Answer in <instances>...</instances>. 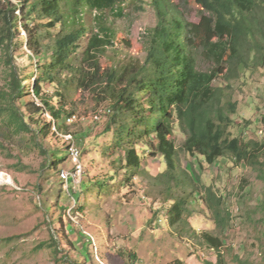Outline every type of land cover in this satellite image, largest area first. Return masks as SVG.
I'll return each instance as SVG.
<instances>
[{
  "label": "trees",
  "instance_id": "obj_1",
  "mask_svg": "<svg viewBox=\"0 0 264 264\" xmlns=\"http://www.w3.org/2000/svg\"><path fill=\"white\" fill-rule=\"evenodd\" d=\"M18 1L0 0V52H4L8 66L12 65L14 41L20 28L25 29L27 46L39 59L42 75L26 90L14 69L9 88L0 87V134L29 136L27 141L44 153L41 135H49L51 123L39 126L36 117L48 113L61 134H70L66 125V119L74 114L69 111L70 99L77 92H87L95 100L107 96L112 102V109H105L112 112L107 131L114 132L113 147L119 150L122 163L119 169L126 170L132 180L141 165L137 147L142 142L162 156L167 170L157 178L170 184L166 192L173 202L171 224L177 227L185 220L199 194L219 234L195 235L207 248L217 251L218 262L225 264L220 233L229 228L232 215L213 186L204 185L200 175L180 167L179 150L201 156L210 166L231 156L235 163L254 169L264 184V135L262 141L233 135L232 117L238 105L230 85L243 73L264 67V0H192L200 12L199 22L190 19V0ZM147 7L155 11L157 24L144 35L145 60L128 55L116 60L112 54L121 56L117 21L128 11L141 13ZM200 58L208 61V69L200 68ZM224 80L226 87L220 84ZM45 85L58 89L47 95L42 89ZM27 95L41 103L23 102ZM260 122L264 134V106ZM176 127L185 136L180 149L173 138ZM2 148L5 144L0 140ZM56 152L46 151L45 171L66 160L65 152ZM114 180L82 183L84 194L93 193L98 198L109 191ZM79 204H83L82 198ZM258 210L264 227V197ZM260 239L264 252V231ZM52 245L58 254L55 241ZM236 260L252 264L250 259Z\"/></svg>",
  "mask_w": 264,
  "mask_h": 264
},
{
  "label": "rangeland",
  "instance_id": "obj_2",
  "mask_svg": "<svg viewBox=\"0 0 264 264\" xmlns=\"http://www.w3.org/2000/svg\"><path fill=\"white\" fill-rule=\"evenodd\" d=\"M190 6V19L199 22L198 6L192 0ZM156 24L152 8L147 7L141 13L128 11L124 19L117 21V47L121 56H112L119 60L128 55L144 61V35ZM20 32L14 41L12 65L8 66L4 52H0L3 89L9 88L14 69L26 90L42 75L39 59L27 46L25 29L20 28ZM199 60L200 68L208 69V61ZM226 83L224 80L220 84L226 87ZM230 85L238 105L237 114L232 117L233 135L246 141H262L264 67L243 73ZM42 89L43 93L52 95L58 88L45 85ZM97 98L77 92L70 99L69 111L74 113L71 122L66 119L70 134H61L48 113L35 118L39 126L42 122L51 123V129H47L49 135H41L46 151L67 154L56 169L44 170L47 153L27 141L29 136L0 134L5 144V149H0V264H220L218 252L207 248L202 238L195 235L219 234L201 196L197 194L193 198L185 220L173 227L169 216L173 202L166 192L170 184L165 178H157L167 170L164 158L154 154L148 144L140 143L137 148L141 165L129 180L130 174L119 169L122 163L119 150L113 147L114 132L107 131L112 112L95 119L94 112L101 107L112 109V102L105 95ZM33 100L41 103L33 95L25 96L22 101ZM68 135H72L71 141L65 138ZM173 138L176 146L182 148L185 136L178 127ZM73 144L80 151V174L76 173L77 165L69 152ZM179 163L183 170L200 175L204 185L213 186L232 215L229 228L220 233L224 263L238 264L236 258L241 257L250 259L252 264H264V252L260 248L264 227L258 210L264 197V184L257 172L246 164L235 163L231 156L210 166L201 156L193 157L182 150H179ZM62 171L75 175L74 179L63 181ZM112 177L115 180L107 182L109 191L105 194L98 198L93 193L84 194L82 183L92 185ZM54 241L58 254L52 245Z\"/></svg>",
  "mask_w": 264,
  "mask_h": 264
},
{
  "label": "built area",
  "instance_id": "obj_3",
  "mask_svg": "<svg viewBox=\"0 0 264 264\" xmlns=\"http://www.w3.org/2000/svg\"><path fill=\"white\" fill-rule=\"evenodd\" d=\"M3 1H6V0H3ZM110 113H111L110 110L106 111L105 109H99L95 113V119L96 120H100V118L103 117L105 114H110ZM68 121L71 122L72 121V118H69ZM65 138L67 140L71 141L72 135L65 136ZM69 152H70V154L73 157L74 163L77 165V167H76V173H79V174L82 173V165L80 163V151H79V149L73 144V145H71ZM74 177H75V175L66 173V171H62L61 172V179L63 181L68 182L71 179H74Z\"/></svg>",
  "mask_w": 264,
  "mask_h": 264
},
{
  "label": "bare ground",
  "instance_id": "obj_4",
  "mask_svg": "<svg viewBox=\"0 0 264 264\" xmlns=\"http://www.w3.org/2000/svg\"><path fill=\"white\" fill-rule=\"evenodd\" d=\"M74 118V117H73ZM101 119V118H100Z\"/></svg>",
  "mask_w": 264,
  "mask_h": 264
}]
</instances>
